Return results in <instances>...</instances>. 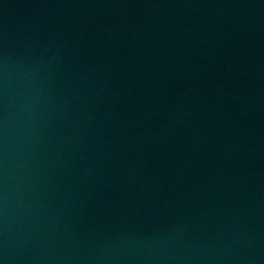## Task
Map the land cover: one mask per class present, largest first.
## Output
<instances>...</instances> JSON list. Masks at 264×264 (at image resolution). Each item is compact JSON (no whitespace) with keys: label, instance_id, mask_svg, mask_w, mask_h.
I'll list each match as a JSON object with an SVG mask.
<instances>
[{"label":"water","instance_id":"95a60500","mask_svg":"<svg viewBox=\"0 0 264 264\" xmlns=\"http://www.w3.org/2000/svg\"><path fill=\"white\" fill-rule=\"evenodd\" d=\"M0 264H264V0H0Z\"/></svg>","mask_w":264,"mask_h":264}]
</instances>
